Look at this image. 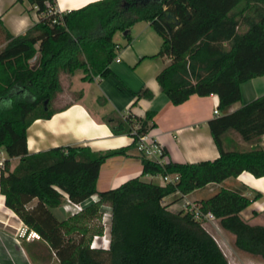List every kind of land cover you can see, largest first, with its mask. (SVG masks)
I'll use <instances>...</instances> for the list:
<instances>
[{
  "label": "trees",
  "instance_id": "16d2710c",
  "mask_svg": "<svg viewBox=\"0 0 264 264\" xmlns=\"http://www.w3.org/2000/svg\"><path fill=\"white\" fill-rule=\"evenodd\" d=\"M28 1L41 17L26 33L12 34L0 19V147L8 156L0 169V192L5 205L40 233L37 240L49 251L33 259L45 264H229L204 224L189 211L169 209L164 199L243 171L264 176V95L226 112L241 100L243 82L264 76V0H97L66 11H59L57 0ZM166 11L175 13L180 24H165ZM142 20L163 38L151 58H170L156 78L172 103L181 104L193 94L219 96L225 114L209 125L220 156L159 163L138 153V134L156 126L154 109L141 118L114 110L105 118L115 135L134 137L126 147L94 151L60 145L30 152L31 124L62 110L53 107L64 89L62 75L82 74V81L108 76L121 50L116 32L122 31L130 42L132 26ZM138 95L153 97L149 89ZM136 122L140 127L134 133ZM232 131L249 148L225 147V134ZM131 151L137 153L143 175L175 173L179 181L161 184L136 176L99 190L102 165ZM14 157L19 161L11 169ZM65 202L82 208L60 220L52 209ZM250 203L251 198L238 191L222 188L200 205L235 235L237 248L264 257V226L251 225L241 215ZM104 205L111 210L109 242L91 247L94 236L104 232L103 227L91 228Z\"/></svg>",
  "mask_w": 264,
  "mask_h": 264
},
{
  "label": "crops",
  "instance_id": "0c3cea01",
  "mask_svg": "<svg viewBox=\"0 0 264 264\" xmlns=\"http://www.w3.org/2000/svg\"><path fill=\"white\" fill-rule=\"evenodd\" d=\"M57 1L59 11L72 9L69 4L62 9V0ZM40 17L37 6L32 5L28 0H0V19L14 35L26 33L40 20ZM137 24H140V27L136 28L135 36L131 35L128 45L122 47L119 43L123 53L117 56L120 58L119 61L112 62V72L106 77L83 82L91 93L89 100L100 107L97 110L91 108L86 102L88 97L86 87H82L83 95L65 105L67 108L63 109L64 105L59 106L57 109L62 110L51 118H39L31 124L28 129L30 152L44 151L60 145H84L94 151L126 147L133 142V137L127 134L115 135L105 122V115L114 110L125 116L141 118L148 110L154 109L157 111L154 118L156 126L150 130V133L158 138L165 151L164 162L173 160L194 163L214 160L220 156L209 125L211 119L225 114L219 109V96L193 94L181 104L172 103L162 92L156 78L157 73L170 63V58H151L160 50L163 38L149 21H138L132 28ZM139 56L140 59L150 57L155 64L148 63L146 70L138 68L133 70L123 62L124 58L128 57L132 63H135L134 57ZM262 78L264 76L243 82L241 100L230 106L226 112H233L264 95ZM143 89L152 91L153 97L150 99L139 96L138 92ZM215 109H219L220 113L216 114ZM224 142L227 148L234 145L249 147V144L233 131L225 134ZM6 158L8 156L2 159ZM18 161V157L10 158L11 169ZM136 176L143 180L152 176L150 180L165 184L159 180L160 175H143L142 163L137 158V153L131 151L128 155L112 157L102 165L97 187L99 190H107ZM222 188L236 190L251 198V203L242 210L241 215L251 225L264 226V176H255L248 171H243L237 177H229L222 182L209 183L187 194L177 192L175 193L177 201L169 204V209L181 210L187 200L201 204ZM216 219L217 221L203 224L219 243L229 264H264V257L237 248L234 243L235 235L222 228L219 218ZM25 225L17 213L5 205V196L0 192V264H35L34 255L35 257L36 254L49 255L48 249L40 240L20 236V229ZM213 231L218 235L215 236ZM54 256L51 258L52 263L57 260Z\"/></svg>",
  "mask_w": 264,
  "mask_h": 264
},
{
  "label": "rangeland",
  "instance_id": "374dc122",
  "mask_svg": "<svg viewBox=\"0 0 264 264\" xmlns=\"http://www.w3.org/2000/svg\"><path fill=\"white\" fill-rule=\"evenodd\" d=\"M140 24H137L135 27H133L131 30V35L135 36V32H136V28L140 27ZM142 25V24H141ZM139 29V28H138ZM115 39L116 42L120 43L122 45V47H125L128 45L129 40L124 36V33L122 31H117L115 34ZM123 53V48L119 51V54ZM133 57V56H132ZM141 56L139 57H134V59H136L135 63H132V61L126 57L124 58V63L128 64L130 68H132L133 70L135 69H145V67H147L148 63H151V65H154V61L150 58V57H145L144 59H140ZM151 61V62H149ZM146 70V69H145ZM62 81H63V91L60 92L58 94V97L56 98V100L53 102V107L54 108H58L59 106H65L67 105L69 102L76 100L80 94H81V88L82 87H86V91L88 93V97L86 102L91 106L92 109L97 110L100 106L97 103H92L89 99L91 96V93L89 91V89L87 88V85L85 83H83L84 81L81 80V77L79 74H77L74 77H71L69 75H62ZM262 81H264V78H262ZM105 118H109V114L105 115ZM246 148H249L248 146ZM7 157L6 152L4 150L3 147H0V162L3 163L4 160L2 158ZM4 166L3 164H0V169H2V167ZM152 176H149L147 178H144L146 181L150 180ZM161 182L163 181L162 176L159 177ZM148 179V180H147ZM176 197V194H171L165 197L164 199V203L165 204H171L173 201H177V197L176 199L172 200L173 198ZM170 200H172L170 202ZM35 201L32 202V204H34ZM66 203V202H65ZM63 204L61 206L55 207L53 208V212L54 214H56V216L59 219H63L66 218L68 216V214H70V212L74 211V206L73 203H66ZM110 214H111V210L110 207H108L107 205H104L100 208V211L97 215V217L95 219L92 220V230H96L99 227H103V235L102 237L99 239V243H101V245H106L108 244V239H109V228H110ZM217 221V219H215ZM213 233L215 234V236H217L218 234L215 233L213 231ZM53 255V254H52ZM55 257V256H54Z\"/></svg>",
  "mask_w": 264,
  "mask_h": 264
},
{
  "label": "built area",
  "instance_id": "2783aa9c",
  "mask_svg": "<svg viewBox=\"0 0 264 264\" xmlns=\"http://www.w3.org/2000/svg\"><path fill=\"white\" fill-rule=\"evenodd\" d=\"M114 60L119 61L120 58L117 57ZM215 113L219 114L220 110L215 109ZM140 127V123H136L133 128V132L136 133ZM133 137V136H131ZM134 140V137H133ZM261 143L262 146L264 147V134L261 137ZM137 151L144 157L157 161L159 163H164V156H165V151L163 147L161 146L159 140L157 137L153 136L150 131L148 132H143L138 134L137 138ZM0 164H3L0 162ZM163 178V181L165 183H177L179 181V175L172 173V174H167V175H160ZM96 198V196L94 197ZM73 203V202H72ZM74 210H80L82 208L81 204L73 203ZM182 209L185 211H189L193 214V216L200 220L202 223L213 221L216 219L215 214L212 211H207L204 212L201 208V205L187 200ZM20 236L26 237L27 239H40L41 235L39 232H37L34 229L29 228L27 225H25L23 228L20 229L19 232ZM100 236L96 235L94 236L92 242H91V247H97L100 246L101 243H99ZM109 242V239H108ZM106 246V245H105Z\"/></svg>",
  "mask_w": 264,
  "mask_h": 264
},
{
  "label": "bare ground",
  "instance_id": "6f19581e",
  "mask_svg": "<svg viewBox=\"0 0 264 264\" xmlns=\"http://www.w3.org/2000/svg\"><path fill=\"white\" fill-rule=\"evenodd\" d=\"M93 1H97V0H62L61 8L64 9L66 4H69L72 9H76V8L82 7L88 3H91Z\"/></svg>",
  "mask_w": 264,
  "mask_h": 264
},
{
  "label": "water",
  "instance_id": "95a60500",
  "mask_svg": "<svg viewBox=\"0 0 264 264\" xmlns=\"http://www.w3.org/2000/svg\"><path fill=\"white\" fill-rule=\"evenodd\" d=\"M162 20L167 25H172V24L179 25L180 24V20L178 19V17L175 15V13L171 11H166ZM46 104H47V101H46Z\"/></svg>",
  "mask_w": 264,
  "mask_h": 264
}]
</instances>
